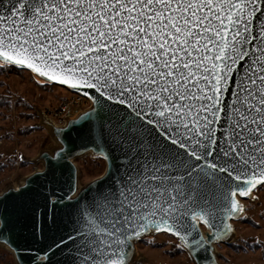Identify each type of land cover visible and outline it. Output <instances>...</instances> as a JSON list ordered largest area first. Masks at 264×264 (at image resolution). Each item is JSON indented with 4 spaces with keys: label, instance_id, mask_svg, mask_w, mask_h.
I'll return each mask as SVG.
<instances>
[{
    "label": "snow or ice",
    "instance_id": "1",
    "mask_svg": "<svg viewBox=\"0 0 264 264\" xmlns=\"http://www.w3.org/2000/svg\"><path fill=\"white\" fill-rule=\"evenodd\" d=\"M4 66L92 101L0 195L18 264H135L153 233L200 264L264 191V0H0ZM78 152L108 164L82 189Z\"/></svg>",
    "mask_w": 264,
    "mask_h": 264
},
{
    "label": "rangeland",
    "instance_id": "2",
    "mask_svg": "<svg viewBox=\"0 0 264 264\" xmlns=\"http://www.w3.org/2000/svg\"><path fill=\"white\" fill-rule=\"evenodd\" d=\"M66 97H70L69 91L41 84L27 71L0 67V100L7 103L0 105V194L17 188L27 176L42 170L43 164L36 162L38 156L56 145L50 130L42 124V117L46 118L45 112L53 111ZM6 133L10 139H5ZM75 164L80 187L98 179L106 170L104 160L92 154L75 160ZM254 195L258 199L241 200L245 210L233 223L231 244L216 246L220 264H264V191ZM175 244V239L165 234L146 237L136 243L135 264H193ZM0 264H16L13 254L1 246Z\"/></svg>",
    "mask_w": 264,
    "mask_h": 264
},
{
    "label": "water",
    "instance_id": "3",
    "mask_svg": "<svg viewBox=\"0 0 264 264\" xmlns=\"http://www.w3.org/2000/svg\"><path fill=\"white\" fill-rule=\"evenodd\" d=\"M13 68H16V67H13ZM16 69H19V68H16ZM19 70H22V69H19ZM24 71H27V72H29V73H31L30 71H28V70H24ZM32 74V73H31ZM33 75V74H32ZM34 76V75H33ZM35 77V76H34ZM38 79H40L39 77H37ZM41 80V79H40ZM41 81H43V80H41ZM43 82H45L46 84H48V85H53V86H57V87H60V88H63V89H65V90H67V91H69V92H71V93H76V92H74V91H72L71 89H69V88H67L66 86H63V85H59V84H56V83H48V82H46V81H43ZM77 94V93H76ZM80 95H82V94H80ZM90 95H92V93H90ZM83 96V95H82ZM83 97H85V96H83ZM86 99H88L87 97H85ZM89 100V99H88ZM90 101V100H89ZM91 102V107H92V101H90ZM90 107V108H91ZM89 108V109H90ZM88 109V110H89ZM87 111V110H86ZM82 114V113H81ZM80 114V115H81ZM80 115H78V116H80ZM77 116V117H78ZM76 117V118H77ZM75 118V119H76ZM72 120H74V119H71V120H69L68 122H67V124L64 126V127H55L54 125H52L50 122H48L44 117H42V124L43 125H45L46 127H48L49 129H50V132H51V135H52V137H53V139H54V141H55V143H56V145H55V147H57V145H58V143L60 142V138H59V136H54L53 135V133L54 132H56L57 130H62L63 128H65L68 124H69V122L70 121H72ZM54 147V148H55ZM53 148V149H54ZM52 149V150H53ZM52 150H50V151H44V152H42L39 156H38V158H37V160H36V162L37 163H42L43 164V168H42V170H40V171H36V172H34V173H32L31 175H29V176H27L25 179H24V181H23V183L21 184V185H27L28 184V181L29 180H32V179H35V177H36V174L37 173H42V172H44L45 171V169H46V165H47V161L46 160H44V159H42V156L45 154V153H48L49 155L51 154V152H52ZM88 154H91V152H89V153H87V154H85V153H83V152H78L77 153V156L79 157V158H81V157H83V156H86V155H88ZM75 160H77V159H73V160H71V163L72 164H74L75 166H76V164H75ZM105 162V164H106V169H107V167H108V164H107V161H104ZM76 168H77V166H76ZM78 169V168H77ZM106 171V170H105ZM105 173V172H104ZM78 177H79V171H78ZM104 175V174H103ZM103 175L102 176H100L98 179H100V178H102L103 177ZM97 180V179H96ZM78 183H79V181H78ZM91 183V182H90ZM89 184V183H88ZM87 184V185H88ZM20 185V186H21ZM20 186H18L17 188H13V189H19L20 188ZM86 186V185H85ZM79 188H83V187H80V185H79ZM5 192V191H4ZM3 192V193H4ZM2 193V194H3ZM2 194H0V195H2ZM79 194V192H77V195ZM243 206V205H242ZM242 214H243V212H241V213H239L238 214V216H236L235 218H233V219H231L230 221H229V223L231 224V226H232V228H233V231L231 232V233H229V235L227 236V237H225V238H222L221 240H217V241H214L213 242V244H212V246H211V248L208 250V252L207 253H201L200 254V264H208V262H207V260H205L204 259V257L205 256H208V257H211V259H212V264H220L219 263V260H218V257H217V253H216V246L218 245V244H224V245H230L231 244V242L233 241V239H234V225H233V223L234 222H236V221H238L240 218H241V216H242ZM205 231V233L207 234V230H204ZM156 233H153V234H151V235H155ZM25 235H26V233H25ZM151 235H146V236H144L142 239H140L139 241H141V240H143L144 238H146V237H149V236H151ZM7 237H8V233H5L3 236H0V246L1 247H4V248H6V249H8L12 254H13V256H14V258H15V262H16V264H18V256H17V254H16V252H15V250L10 246V245H8L7 244ZM17 240H18V242H20V243H23L24 242V240H23V236H18L17 237ZM29 242H31L30 240H29ZM138 242V241H137ZM136 242V243H137ZM136 256H137V250H136V244H135V259H136ZM191 260H192V258H191ZM192 262H193V260H192Z\"/></svg>",
    "mask_w": 264,
    "mask_h": 264
},
{
    "label": "built area",
    "instance_id": "4",
    "mask_svg": "<svg viewBox=\"0 0 264 264\" xmlns=\"http://www.w3.org/2000/svg\"><path fill=\"white\" fill-rule=\"evenodd\" d=\"M90 106L91 102L88 99L80 94L70 92V97H66L61 101L59 106L53 111L45 112V119L53 123L56 127H64L67 121L72 118L75 111H78L77 113L84 112Z\"/></svg>",
    "mask_w": 264,
    "mask_h": 264
},
{
    "label": "bare ground",
    "instance_id": "5",
    "mask_svg": "<svg viewBox=\"0 0 264 264\" xmlns=\"http://www.w3.org/2000/svg\"><path fill=\"white\" fill-rule=\"evenodd\" d=\"M36 80L38 81V82H40L41 84H46L45 82H43V81H41L40 79H38L37 77H36ZM81 113H83V111L82 112H79V113H77L75 116H73L71 119H75L78 115H80ZM71 119H69V120H71ZM68 120V121H69ZM67 121V122H68ZM51 123V122H50ZM52 125H54L53 123H51ZM67 124V123H66ZM55 126V125H54ZM56 127V126H55ZM49 129V128H48ZM50 130V129H49ZM137 258V257H136Z\"/></svg>",
    "mask_w": 264,
    "mask_h": 264
},
{
    "label": "trees",
    "instance_id": "6",
    "mask_svg": "<svg viewBox=\"0 0 264 264\" xmlns=\"http://www.w3.org/2000/svg\"><path fill=\"white\" fill-rule=\"evenodd\" d=\"M7 103L6 102H4L3 100H0V105L1 106H5Z\"/></svg>",
    "mask_w": 264,
    "mask_h": 264
}]
</instances>
